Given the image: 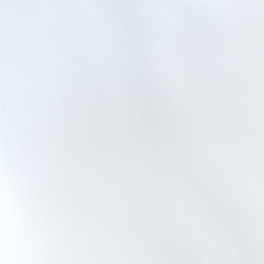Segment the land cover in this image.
<instances>
[{
    "label": "clouds",
    "instance_id": "obj_1",
    "mask_svg": "<svg viewBox=\"0 0 264 264\" xmlns=\"http://www.w3.org/2000/svg\"><path fill=\"white\" fill-rule=\"evenodd\" d=\"M0 264H264V0H0Z\"/></svg>",
    "mask_w": 264,
    "mask_h": 264
}]
</instances>
